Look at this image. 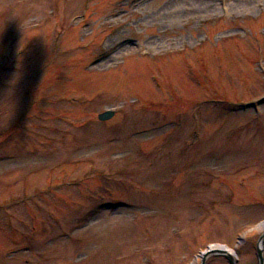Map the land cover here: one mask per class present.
Instances as JSON below:
<instances>
[{"label": "rangeland", "instance_id": "374dc122", "mask_svg": "<svg viewBox=\"0 0 264 264\" xmlns=\"http://www.w3.org/2000/svg\"><path fill=\"white\" fill-rule=\"evenodd\" d=\"M263 233L264 0H0V264H260Z\"/></svg>", "mask_w": 264, "mask_h": 264}, {"label": "water", "instance_id": "95a60500", "mask_svg": "<svg viewBox=\"0 0 264 264\" xmlns=\"http://www.w3.org/2000/svg\"><path fill=\"white\" fill-rule=\"evenodd\" d=\"M114 114H115L114 109H106L105 111L99 113V118L101 120H106V119L111 118ZM260 243H261L260 246H258V255H259V259H260V264H264V255H263V248H262V244L264 243V233L261 235ZM212 253L225 254L229 258L231 264H237V261H236L235 257L233 256V254L228 253L227 251H224V250H217V249H213V248H210L207 251H205L202 264L205 263L207 256H209Z\"/></svg>", "mask_w": 264, "mask_h": 264}, {"label": "bare ground", "instance_id": "6f19581e", "mask_svg": "<svg viewBox=\"0 0 264 264\" xmlns=\"http://www.w3.org/2000/svg\"><path fill=\"white\" fill-rule=\"evenodd\" d=\"M213 249H217V250H224V251H227L228 253H233L234 254V251L230 248H228L227 246H224V245H214L212 246Z\"/></svg>", "mask_w": 264, "mask_h": 264}]
</instances>
